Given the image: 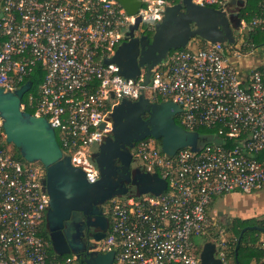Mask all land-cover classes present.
<instances>
[{
    "label": "built area",
    "instance_id": "built-area-1",
    "mask_svg": "<svg viewBox=\"0 0 264 264\" xmlns=\"http://www.w3.org/2000/svg\"><path fill=\"white\" fill-rule=\"evenodd\" d=\"M140 1L129 14L116 0H0V88L14 92L40 67L37 93H28L20 108L47 119L63 155L89 182L99 178L91 155L111 133L110 114L124 97L137 100L144 92L150 101L172 100L180 107L179 125L210 131L200 135L207 140L196 150L183 147L170 157L158 139L138 140L133 159L166 179V189L108 200L109 226L92 249H113L112 264H198L195 239L213 228L207 213L212 199L264 189V67L242 70L234 61L256 50L244 35L264 30V0H254V9L245 12L249 18L239 12L251 0L242 6L192 0L226 16L237 13L234 43L172 49L151 69L147 84L143 68L135 78H124L104 59L136 16L158 22L167 6L182 0ZM44 171L42 163L14 156L0 116V264H72L71 255L49 256L50 243L40 235L49 200ZM223 245L216 243L217 256L226 264ZM260 249L264 260V238Z\"/></svg>",
    "mask_w": 264,
    "mask_h": 264
},
{
    "label": "water",
    "instance_id": "water-1",
    "mask_svg": "<svg viewBox=\"0 0 264 264\" xmlns=\"http://www.w3.org/2000/svg\"><path fill=\"white\" fill-rule=\"evenodd\" d=\"M129 14H135L141 5L140 0H116ZM240 6L243 0H231ZM140 23L153 24V33L134 35ZM239 24L237 13L226 16L219 10L199 5L192 0H182L167 6L158 22L142 20L136 16L130 24L125 39L117 46L114 54L105 58V63L118 66V73L124 78H135L144 69V84H147L151 69L161 63L172 49L186 47L190 40L199 37L209 42L234 43L233 28ZM31 81L22 84L14 92L0 88V116L5 138L14 145L20 155L28 162H40L45 167L44 189L48 194L45 212V226L50 231V241L55 253L63 255L71 250H79L76 243H68L59 231L62 222L70 217L72 210L90 213L88 225L94 228L93 243L103 239L109 220L103 210L104 204L113 197L132 193L161 194L167 186L166 179L156 172L146 171L144 167L133 164L131 148L134 141L146 136L160 140L162 152L167 156L183 147L196 150L202 143L197 131H189L175 121L180 107L172 100L150 101L142 92L137 100L122 98L110 114L112 131L92 153L99 169V178L94 182L86 179L84 171L63 155L53 127L43 116H36L20 108L23 94L30 89ZM102 126V125H101ZM214 143H221L214 137ZM115 161L119 166H114ZM127 184L133 185L129 190ZM247 229L264 233V227L248 225L241 229L240 237ZM113 249L105 252L91 250L81 259V264H112ZM198 264H225L217 256L216 243L205 241L199 252Z\"/></svg>",
    "mask_w": 264,
    "mask_h": 264
},
{
    "label": "trees",
    "instance_id": "trees-1",
    "mask_svg": "<svg viewBox=\"0 0 264 264\" xmlns=\"http://www.w3.org/2000/svg\"><path fill=\"white\" fill-rule=\"evenodd\" d=\"M252 3H249L248 5L246 4L245 8H241L239 12V16L249 18L248 15L245 14L247 10L251 11L254 9V0H251ZM244 39L246 42H248L252 47L256 48L258 46L264 45V30H259V29H253L251 31H248L244 35ZM205 43V40L197 37L196 41H190L189 44L186 46L187 48H196L200 45H203ZM261 66L260 68L264 67V62L257 64ZM42 70L40 67H37L35 73L29 75L26 78L27 81H31L32 87L30 90L23 95L22 97V102H25L26 96L28 93H33L34 95L37 93V86L39 85L41 79H42ZM35 86V87H34ZM25 110L30 112L31 108L28 106L25 107ZM175 121L178 122V116H175ZM198 133L204 137L205 134L210 133V131L205 130V129H198ZM207 139L202 138V142L206 141ZM158 143L160 145V140H158ZM13 146V154L16 158L25 161V159L20 155L18 149ZM41 164L40 162H37ZM129 193L131 195L133 194ZM226 225V230L230 231L232 233V237L228 240L225 239H220L217 243L223 242L224 245L221 247V251L224 253V260L226 264H264V260L262 257V251L260 249V240L261 238H264V233L258 231V230H251L247 229L243 232V234L240 237V241L238 244L237 249H235L237 240L239 238V234L241 232V229L245 226L248 225H259L264 227V218H240V217H233L229 221H227ZM40 235H42L48 242L50 243L49 249H48V255L49 256H54L57 255L59 257L65 256L67 254H57L53 251L52 246H51V241L50 237L46 232L45 229V223L43 222L42 227L40 228ZM263 235V237L261 236ZM201 248L196 247L195 252L199 254Z\"/></svg>",
    "mask_w": 264,
    "mask_h": 264
},
{
    "label": "crops",
    "instance_id": "crops-1",
    "mask_svg": "<svg viewBox=\"0 0 264 264\" xmlns=\"http://www.w3.org/2000/svg\"><path fill=\"white\" fill-rule=\"evenodd\" d=\"M191 40L196 41L197 38ZM250 59L251 56L242 57L239 60L238 59L235 60V64L238 65L240 69L244 70L248 68V65L256 66L257 64L264 62V59L261 58L259 54L257 55V52L254 54V62L252 64L249 62ZM245 60H247L248 62L247 63L244 62ZM217 198H219L220 202H218L216 206H213V203ZM233 199L235 201H232ZM222 209L227 211L231 215V218L240 217L245 219V218L259 217V215L262 217L264 216V189L256 190L250 193L234 191L231 193L215 196L208 206L207 213L212 219H214L212 215L217 210H222ZM231 218H227L226 222L229 221ZM203 236L195 239L197 246L200 248L202 247V244L206 240V239L202 240Z\"/></svg>",
    "mask_w": 264,
    "mask_h": 264
},
{
    "label": "flooded vegetation",
    "instance_id": "flooded-vegetation-1",
    "mask_svg": "<svg viewBox=\"0 0 264 264\" xmlns=\"http://www.w3.org/2000/svg\"><path fill=\"white\" fill-rule=\"evenodd\" d=\"M145 25H146L145 23H140L139 27L134 31V35L136 36L147 35L150 39L151 35L147 33L146 30L144 29ZM147 25H148L147 28L151 30L150 24H147ZM124 39L125 37L123 38V40ZM137 142L138 140L134 141V146L137 144ZM133 147L131 148V150L133 149ZM96 151H97V148L94 152ZM114 164H115L114 166H119V163L117 161H115ZM134 165L140 166L138 161H136L135 159H133L132 166ZM127 187L129 190H133L132 184H127ZM107 202L103 206L104 212L106 209ZM91 217L92 215L90 213H84L79 210H72L70 217L62 222V226L59 229V231L62 232L65 240L68 243L73 242V243L78 244V246L80 247L79 250H71L69 253H67L68 255L72 256V264H81L80 262L81 259H84L87 256V252H90L92 250L90 249V246L93 243L94 228L91 225H88L87 223V219ZM45 229H46L47 234L50 237V231L46 228V226H45Z\"/></svg>",
    "mask_w": 264,
    "mask_h": 264
},
{
    "label": "rangeland",
    "instance_id": "rangeland-1",
    "mask_svg": "<svg viewBox=\"0 0 264 264\" xmlns=\"http://www.w3.org/2000/svg\"><path fill=\"white\" fill-rule=\"evenodd\" d=\"M147 27H148V25L146 24L144 29L146 30L147 33L152 35L153 30H149ZM192 39H195V37ZM256 52H257V55L259 54V56H261V58L264 59V45L258 46L257 49L255 50V52H253V54L251 55V59L249 61L251 64L254 62V54ZM244 62L247 63L248 61L245 60ZM252 66L253 65H248V67H252ZM149 94H150L149 91H146V95L149 96ZM232 201H235V200L233 199ZM218 202H220L219 198L215 199L213 206H216V204H218ZM212 216L214 217L213 228L205 236H203L202 240H204V239H206L205 241L212 240V241H215L217 243L220 239H225V240L230 239L233 235L230 231L226 230L225 224H227L226 219L231 218V215L227 211L222 209V210H217ZM259 217H261V216L259 215ZM259 217H256V218H259ZM263 217L264 216H262L261 218H263ZM261 236L263 237V235H261ZM196 247H198V246H196Z\"/></svg>",
    "mask_w": 264,
    "mask_h": 264
}]
</instances>
